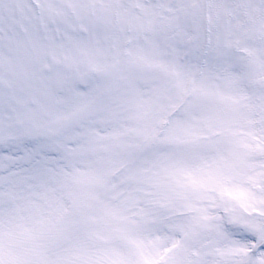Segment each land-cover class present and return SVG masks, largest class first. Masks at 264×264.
Instances as JSON below:
<instances>
[{"label":"snow or ice","instance_id":"1","mask_svg":"<svg viewBox=\"0 0 264 264\" xmlns=\"http://www.w3.org/2000/svg\"><path fill=\"white\" fill-rule=\"evenodd\" d=\"M0 264H264V0H0Z\"/></svg>","mask_w":264,"mask_h":264}]
</instances>
